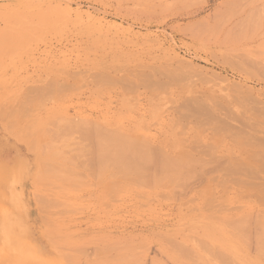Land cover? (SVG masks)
Instances as JSON below:
<instances>
[{
    "label": "rangeland",
    "instance_id": "rangeland-1",
    "mask_svg": "<svg viewBox=\"0 0 264 264\" xmlns=\"http://www.w3.org/2000/svg\"><path fill=\"white\" fill-rule=\"evenodd\" d=\"M231 1L0 0V264H264V0L193 36Z\"/></svg>",
    "mask_w": 264,
    "mask_h": 264
},
{
    "label": "bare ground",
    "instance_id": "bare-ground-1",
    "mask_svg": "<svg viewBox=\"0 0 264 264\" xmlns=\"http://www.w3.org/2000/svg\"><path fill=\"white\" fill-rule=\"evenodd\" d=\"M192 1V0H191ZM253 1V0H252ZM254 1H256V0H254ZM173 2V4H175V5H178L179 7L180 6H182V5H184L185 3H187L188 2V0H171V3ZM232 2V1H231ZM250 2H251V0H250ZM253 3H255V2H253ZM233 4V5H232ZM232 4L230 5L232 8L230 9V7H229V9L227 10L228 12L225 14V12L223 13V16L221 17L220 16V18L219 19H217L216 21L215 20H211L212 21V23H213V21H215L213 24L212 23H210V25L208 24V22H207V20H204V21H206V23L209 25L208 27H205V28H207V29H205L204 27H203V30H205V31H199L198 29H196V30H198V31H194V29L192 30V28H191V30L193 31V32H195V33H193V36L195 37V36H200V35H204L203 33L204 32H207L206 34H212L213 32H214V30H216V31H219V32H223V33H225V35H228V33H233V32H230V31H232V29H234L235 30V28L234 27H236L237 25V29L238 28H241V26L242 25H240L241 23H245L246 21L247 22H250V21H248L247 19H249V18H247V16H249V15H251V14H253V13H251V12H253V10H249L248 9V6H247V0H237V1H235V2H232ZM226 5V4H225ZM229 5V4H228ZM228 5H226V7L225 8H228ZM259 5V4H258ZM165 6V5H164ZM174 6V5H173ZM255 6V5H254ZM253 7V6H252ZM251 7V8H252ZM173 8V7H172ZM255 8V10H256V7H254ZM253 9V8H252ZM224 10V9H223ZM230 10V11H229ZM218 11V10H217ZM260 12H261V9H260ZM199 13V11H193V12H191V13H184L187 17H193V16H195L196 14H198ZM218 13H220V11L218 12ZM222 13V12H221ZM220 13V14H221ZM251 13V14H250ZM255 13H256V11H255ZM257 13H258V8H257ZM219 14V15H220ZM258 14H260V13H258ZM212 15V14H211ZM222 15V14H221ZM209 16V15H208ZM216 16H217V13H216ZM261 16V15H260ZM219 17V16H218ZM260 18V17H259ZM215 19V18H214ZM201 21V20H200ZM258 21H259V19H258ZM246 22V23H247ZM261 22V21H260ZM199 23V22H198ZM202 23V22H201ZM205 23V24H206ZM240 23V24H239ZM259 23V22H258ZM212 24V25H211ZM248 24V23H247ZM251 24V23H250ZM249 24V25H250ZM193 26V25H192ZM240 26V27H239ZM253 26V25H252ZM260 26H262V25H260ZM189 27V26H188ZM197 27H199V26H197ZM186 28V27H185ZM194 28V27H193ZM243 28V27H242ZM256 28H257V26H256ZM237 29H236V31H237ZM244 29V28H243ZM243 29H241V31H244ZM260 29V28H259ZM233 30V31H234ZM262 30V29H261ZM264 30V29H263ZM190 31V30H189ZM192 31H190V35L192 34L191 32ZM213 31V32H212ZM238 31H239V33H240V29H238ZM260 31V30H259ZM209 32H211V33H209ZM245 32H246V30H245ZM248 32V31H247ZM262 32V31H261ZM216 33H218V32H216ZM216 33H215V35H211V36H213V38H214V36L216 37ZM234 33H235V31H234ZM205 34V35H206ZM241 34H243V33H241ZM262 34H264V32H262ZM225 35H224V37L221 35V37H219V38H221V40L219 39V41H224L225 39L224 38H226L227 37V39H228V37L230 36V34L228 35V36H226L225 37ZM249 35V34H248ZM247 35V37H249ZM209 36V35H208ZM233 36H237V35H233ZM233 36H230V38L232 37L233 38ZM241 36V35H240ZM244 36H246V35H243V36H241V38L242 37H244ZM204 38H205V36H203ZM206 37H207V35H206ZM239 37V35L236 37V38H238ZM253 37V36H252ZM197 38H200V37H197ZM204 38H202V40L204 39ZM208 38V37H207ZM249 38H251V36L249 37ZM206 39V38H205ZM210 39H212V38H210ZM209 39V40H210ZM224 39V40H223ZM235 39V38H234ZM233 39V40H234ZM238 39H240V37L238 38ZM208 40V41H209ZM213 40V39H212ZM211 40V41H212ZM236 40V39H235ZM228 41V40H227ZM241 41V39L239 40V42ZM220 42V43H221ZM224 43V42H223ZM233 43V42H232ZM178 78V77H177ZM188 100V99H187ZM190 102H192L193 104L194 103H196L195 101H190ZM189 101H187V104H189L190 103ZM182 103V102H181ZM193 104H191L190 103V105H193ZM198 106H199V103L197 102L196 103ZM196 104H194V105H196ZM182 106V105H181ZM184 106V105H183ZM185 107V106H184ZM188 107H187V105H186V109H187ZM185 109V108H184ZM184 109H183V118H185V119H191V118H193L195 121L197 120L198 121V117H196L197 115H195L194 113H192V112H189V111H191L189 108L187 109V111H184ZM195 110V109H194ZM200 110V109H199ZM193 111V110H192ZM204 111H205V114H206V118L208 119V118H211V114L209 113V111H208V114L206 113L207 111L204 109ZM186 112V113H185ZM189 112V113H188ZM210 115V116H209ZM208 116V117H207ZM201 119V117L199 116V120ZM193 120V121H194ZM201 120H203V119H201ZM200 120V121H201ZM192 121V119L189 121V122H191ZM192 121V122H193ZM202 122V121H201ZM215 122V121H214ZM195 123V122H194ZM249 138V137H248ZM242 139H246V137H243ZM254 139H255V141L257 142V143H259V144H264V139L262 138L261 139V136L259 137L258 135H255V137H254ZM246 141V140H245ZM112 142V146L114 145L113 144V141H111ZM101 143V142H100ZM102 143L105 145L106 144V146H107V144L108 143H104L103 142V140H102ZM115 143V142H114ZM129 143H127V145H126V143L123 145V148H127V147H129L130 148V145H132L131 143H130V145H128ZM110 145H111V143H110ZM109 145V147H111ZM103 146V145H102ZM106 146H103L102 147V149H103V155L99 158V159H97V161L99 160L100 161V164H104L105 162H109V164H111L110 162L112 161V166L113 165H115V166H117V167H123L124 168V170H126V167H127V164H128V169H127V171H129L130 169L129 168H132V170H133V167L137 170L138 169V171H139V169L141 168V170L139 171V173H142L143 171L142 170H144L145 172H147V169L148 168H151L152 166H150L151 164V162L154 160H156L154 157V159L150 156V154H147V155H149V156H147L146 155V153H144L143 154V150L142 151H140V150H138V151H140V152H138V151H133V150H131V151H133L134 153H135V157H133V158H130V157H127L128 155H124L123 153H125V152H123L124 151V149H122V150H117L116 148H115V146H113V147H111L112 149H110V152H108V147H106ZM125 148V149H126ZM128 148V149H129ZM104 149H105V151H104ZM107 149V150H106ZM147 150V149H146ZM257 150V149H256ZM130 151V150H129ZM263 151V150H262ZM147 152V151H146ZM106 153V154H105ZM136 153H138V154H136ZM140 153V154H139ZM149 153H151V152H149ZM153 153V152H152ZM151 153V154H152ZM154 154L156 155V152H154ZM123 155H124V157H123ZM138 155V156H137ZM145 155V156H144ZM154 155V156H155ZM260 155H262V154H259V153H256L255 155H253L252 156V158L254 157V159H257ZM110 156V157H109ZM157 156V155H156ZM155 156V157H156ZM102 158V159H101ZM111 159V161H110V159ZM125 158V159H124ZM157 158V157H156ZM261 158V157H260ZM263 158H264V152H263ZM123 159L125 160V161H123ZM129 159H130V161H131V164L132 165H129V163H130V161H129ZM153 159V160H152ZM253 159V160H254ZM257 160H260V161H258L259 162V164H262L263 165V163H260V162H262V160L261 159H257ZM102 161V162H101ZM166 161V160H165ZM126 162H128L127 164H125ZM161 162L163 163L164 162V160L162 161V158H161ZM254 162H255V160H254ZM257 162V161H256ZM255 162V163H256ZM264 162V161H263ZM98 163V162H97ZM156 163H157V160H156ZM99 164V163H98ZM159 164V163H158ZM165 164V163H164ZM164 164H162L161 166L163 167H165V165H167L165 168H164V170L165 171H167V167L168 168H170V165H169V163H168V160L166 161V164L164 165ZM240 164V163H239ZM239 164H237L236 166H235V168H232V169H236V168H238V169H236L237 170V172H238V175H246V174H248L249 172H250V174L252 175L253 174V172L254 171H249L248 173H247V165L245 166H238ZM92 165V164H91ZM123 165H125V166H123ZM241 165H243V164H241ZM130 166V167H129ZM238 166V167H237ZM111 167V166H110ZM116 167V168H117ZM137 167V168H136ZM146 167V168H145ZM153 167H154V164H153ZM155 167H157V164H155ZM161 167V168H162ZM182 167H184V166H182ZM181 167V168H182ZM250 167V166H249ZM264 167V166H263ZM118 168V169H119ZM143 168V169H142ZM92 169H93V167H92ZM134 169V170H135ZM163 169V168H162ZM174 169V168H173ZM257 169V168H256ZM135 170V172H137ZM169 170V169H168ZM172 170V169H171ZM258 171H259V169H257ZM255 171V175H258L259 174V172L258 171ZM264 170V168L261 170V171H263ZM93 171V170H92ZM131 171V170H130ZM142 171V172H141ZM189 171V170H188ZM246 171V172H245ZM261 171H260V173H261ZM135 172H134V174H135ZM145 172H143L141 175L143 176V175H145L146 174V178H148L149 176L151 177L152 175H150L149 174V172H147V173H145ZM237 172H236V174H237ZM239 172H240V174H239ZM242 172V173H241ZM256 172H258L257 174H256ZM139 173H137L138 175H139ZM145 173V174H144ZM246 173V174H245ZM264 173V172H263ZM136 174V175H137ZM183 174H186V173H183ZM182 174V177L184 176ZM250 175V176H251ZM254 174H253V176H255ZM140 177V175L138 176V177H140V178H143V177ZM148 176V177H147ZM149 177V178H150ZM260 177L263 179L264 177H262L261 175H260ZM145 177H144V179H146ZM242 178V176L240 177V179ZM252 178V177H251ZM245 179V178H244ZM264 180V179H263Z\"/></svg>",
    "mask_w": 264,
    "mask_h": 264
}]
</instances>
